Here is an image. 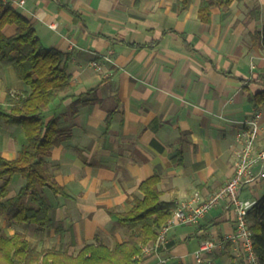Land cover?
<instances>
[{
    "label": "crops",
    "instance_id": "1",
    "mask_svg": "<svg viewBox=\"0 0 264 264\" xmlns=\"http://www.w3.org/2000/svg\"><path fill=\"white\" fill-rule=\"evenodd\" d=\"M23 1L13 8L42 45L69 57L71 89L44 112L59 133L47 168L65 195L43 188L51 208L45 231L0 217L5 234L19 232L38 249L112 248L129 231L110 212H127L142 199L144 180L157 176L160 200L177 208L194 192L207 197L231 178L236 137L255 113L261 115L257 145L264 146V106L250 102L264 89V48L253 41L264 29V0L212 7L207 24L197 17L203 0L184 9L182 0ZM15 32L11 25L4 34ZM28 92L12 68L0 65V108H9V94ZM24 140L21 127L0 118V157L15 159ZM23 184L15 174L3 201ZM251 186L241 198L257 201L262 196ZM233 231V212L222 204L195 225L172 228L161 255L166 264H245ZM209 240L216 246L197 263L200 243Z\"/></svg>",
    "mask_w": 264,
    "mask_h": 264
},
{
    "label": "trees",
    "instance_id": "2",
    "mask_svg": "<svg viewBox=\"0 0 264 264\" xmlns=\"http://www.w3.org/2000/svg\"><path fill=\"white\" fill-rule=\"evenodd\" d=\"M235 0H203L197 17L202 23L211 20V8L228 7ZM190 0H182L181 8ZM15 25L16 32L6 37V27ZM253 41L264 48V29L256 32ZM69 57L54 49H46L28 19L9 4L0 0V65L10 67L18 81L28 87L22 95H8V109L0 108V118L8 125L22 128L26 143L17 157H0V217L17 224L35 226L36 232L51 226L50 205L43 188L53 194H64L48 171L46 158L57 143L59 133L55 119L44 121V112L54 100L71 89L68 73ZM255 108L264 106V89L250 98ZM79 101H75V107ZM74 110V108H73ZM19 174L24 180L19 192L6 201L11 178ZM159 178L144 180L139 190L142 199L134 201L127 212H110L112 220L125 227L129 234L112 248L102 244H88L75 254L66 249L33 246L23 234H5L0 229V264H140L146 261L142 247L158 235L160 228L172 216L175 206L160 200ZM253 252L258 264H264V195L247 213Z\"/></svg>",
    "mask_w": 264,
    "mask_h": 264
},
{
    "label": "built area",
    "instance_id": "3",
    "mask_svg": "<svg viewBox=\"0 0 264 264\" xmlns=\"http://www.w3.org/2000/svg\"><path fill=\"white\" fill-rule=\"evenodd\" d=\"M11 7H22L23 0H1ZM54 28L55 25H51ZM111 52H109L110 54ZM110 62L109 57L103 58ZM91 65L99 69V64L93 61ZM261 115L255 113L245 121L241 132L236 137L239 145L234 161L233 174L227 182L207 197H202L199 192H194L189 200L179 203L172 216L160 228L154 241L142 247V256L146 258L140 264H149L148 259H155V264H166L161 252L167 246V234L176 227L195 225L211 210L221 206L231 210L234 215V231L231 240L236 244L245 264H258L253 252L251 232L248 228L247 213L256 204V200H243L241 193L252 184L264 182V146L257 145ZM216 246L213 240L203 241L195 254L197 263L201 262L202 255L210 252Z\"/></svg>",
    "mask_w": 264,
    "mask_h": 264
},
{
    "label": "rangeland",
    "instance_id": "4",
    "mask_svg": "<svg viewBox=\"0 0 264 264\" xmlns=\"http://www.w3.org/2000/svg\"><path fill=\"white\" fill-rule=\"evenodd\" d=\"M25 141V140H24ZM257 186V187H256ZM252 190L255 191L256 194L260 195V196H263L264 195V185L258 187V185L256 184H252L251 186ZM248 197H251V194L250 193H245L243 195V198L246 199ZM68 251V250H67ZM77 251H72V252H69L71 254H75Z\"/></svg>",
    "mask_w": 264,
    "mask_h": 264
}]
</instances>
